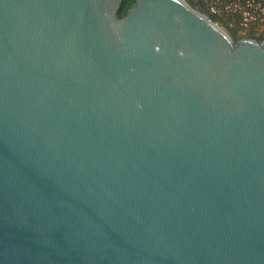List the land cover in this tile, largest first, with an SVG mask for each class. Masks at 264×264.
Segmentation results:
<instances>
[{"label": "water", "instance_id": "obj_1", "mask_svg": "<svg viewBox=\"0 0 264 264\" xmlns=\"http://www.w3.org/2000/svg\"><path fill=\"white\" fill-rule=\"evenodd\" d=\"M121 6L0 0V264H264V38Z\"/></svg>", "mask_w": 264, "mask_h": 264}, {"label": "built area", "instance_id": "obj_2", "mask_svg": "<svg viewBox=\"0 0 264 264\" xmlns=\"http://www.w3.org/2000/svg\"><path fill=\"white\" fill-rule=\"evenodd\" d=\"M187 1L189 3L192 1L202 8L203 13L212 20H228L230 24H236L238 30L243 34L253 33L264 38V0Z\"/></svg>", "mask_w": 264, "mask_h": 264}, {"label": "trees", "instance_id": "obj_3", "mask_svg": "<svg viewBox=\"0 0 264 264\" xmlns=\"http://www.w3.org/2000/svg\"><path fill=\"white\" fill-rule=\"evenodd\" d=\"M133 1L134 0H122V6H121V9L119 10V13L120 14H123V13H125L126 12V10L129 8V6L133 3ZM190 3L194 6V7H196V8H198V9H200L201 10V8H199L195 3H193L192 1H190ZM215 21H217V23L220 25V26H222V27H224L226 30H227V32L231 35V37L235 40V41H237L239 38H241V37H253V38H256L257 40H261L262 39V37H260V36H258V35H255V34H253V33H246V34H243V33H239L238 32V28H237V26H236V24H230L229 22H228V20H225V19H218V20H216V19H214Z\"/></svg>", "mask_w": 264, "mask_h": 264}, {"label": "rangeland", "instance_id": "obj_4", "mask_svg": "<svg viewBox=\"0 0 264 264\" xmlns=\"http://www.w3.org/2000/svg\"><path fill=\"white\" fill-rule=\"evenodd\" d=\"M196 9H198V8H196ZM198 10H200V9H198ZM200 11H204L202 8H201V10ZM224 28V27H223ZM225 29V28H224ZM226 30V29H225ZM227 31V30H226ZM238 32L240 33V30H238Z\"/></svg>", "mask_w": 264, "mask_h": 264}]
</instances>
